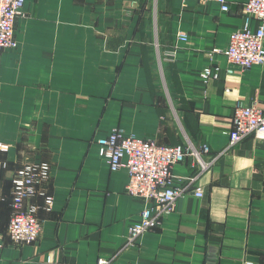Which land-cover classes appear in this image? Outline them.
<instances>
[{"label":"crops","instance_id":"0c3cea01","mask_svg":"<svg viewBox=\"0 0 264 264\" xmlns=\"http://www.w3.org/2000/svg\"><path fill=\"white\" fill-rule=\"evenodd\" d=\"M227 1L229 11L202 0H26L18 48L0 51V264H264V139L252 134L226 151L194 182L201 194L180 197L122 251L147 203L126 192L128 168L112 171L97 142L119 127L215 154L229 144L238 101L264 109V63L245 69L220 53V76L201 78L208 53L245 26L247 0ZM30 161L53 165L55 201L48 211L34 200L40 239L17 244L12 178ZM192 162L173 173L192 176Z\"/></svg>","mask_w":264,"mask_h":264},{"label":"built area","instance_id":"2783aa9c","mask_svg":"<svg viewBox=\"0 0 264 264\" xmlns=\"http://www.w3.org/2000/svg\"><path fill=\"white\" fill-rule=\"evenodd\" d=\"M202 1H214L221 5L223 11L230 10L227 0ZM25 4L26 0H0V51L18 48L15 27L17 19L25 15ZM243 15L245 26L231 33L228 46L225 49L213 48L208 53L211 63L201 72L205 83L220 76V67L214 63L217 54L224 53L230 63L245 69L264 63V0H247ZM255 19L261 21L257 30L251 26ZM179 38L187 41L188 35L181 32ZM228 72L232 73V69ZM252 134L264 139V109L238 101L234 109L229 144L215 154H212L208 144L198 147L190 140L185 144H161L154 139L126 134L119 127H114L106 136L99 138L100 155L107 159L110 169L116 171L122 167L128 168L126 192L147 203L141 221L130 226L127 241L121 251L136 247L145 232L159 227L163 218L175 210L180 197L189 192L201 194L202 187L195 188L194 182L210 170L226 151ZM187 158L193 160L195 173L187 178L175 175L173 167ZM0 167H7V163L0 161ZM53 169L48 161H30L15 171L12 178L13 210L8 227V236L12 242L32 244L40 239L43 220L38 212L41 206L34 200L43 198V208L48 211L53 209L55 200L47 190ZM184 179L189 181L186 185H176V180ZM3 241L4 236L0 234V247ZM115 257L99 258L97 264H113Z\"/></svg>","mask_w":264,"mask_h":264},{"label":"trees","instance_id":"16d2710c","mask_svg":"<svg viewBox=\"0 0 264 264\" xmlns=\"http://www.w3.org/2000/svg\"><path fill=\"white\" fill-rule=\"evenodd\" d=\"M13 186V185H12ZM11 216V215H10Z\"/></svg>","mask_w":264,"mask_h":264}]
</instances>
